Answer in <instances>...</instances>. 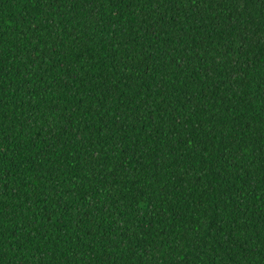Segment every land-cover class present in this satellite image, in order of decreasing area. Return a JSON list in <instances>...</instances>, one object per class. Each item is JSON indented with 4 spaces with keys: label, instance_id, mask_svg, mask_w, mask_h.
I'll return each instance as SVG.
<instances>
[{
    "label": "trees",
    "instance_id": "16d2710c",
    "mask_svg": "<svg viewBox=\"0 0 264 264\" xmlns=\"http://www.w3.org/2000/svg\"><path fill=\"white\" fill-rule=\"evenodd\" d=\"M0 264H264V0H0Z\"/></svg>",
    "mask_w": 264,
    "mask_h": 264
}]
</instances>
